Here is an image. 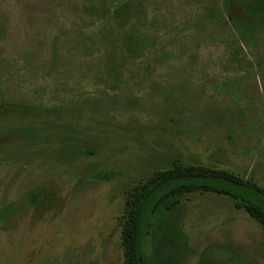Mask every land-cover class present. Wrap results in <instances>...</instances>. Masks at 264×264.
<instances>
[{
	"label": "rangeland",
	"instance_id": "rangeland-1",
	"mask_svg": "<svg viewBox=\"0 0 264 264\" xmlns=\"http://www.w3.org/2000/svg\"><path fill=\"white\" fill-rule=\"evenodd\" d=\"M184 166L264 190V0H0V264H130L140 185ZM179 199L148 257L169 225L171 264H264L238 199Z\"/></svg>",
	"mask_w": 264,
	"mask_h": 264
},
{
	"label": "trees",
	"instance_id": "trees-1",
	"mask_svg": "<svg viewBox=\"0 0 264 264\" xmlns=\"http://www.w3.org/2000/svg\"><path fill=\"white\" fill-rule=\"evenodd\" d=\"M196 191L223 193L238 199L236 206L243 207L260 224L264 244V190L224 170L205 166L174 167L161 170L143 182L132 202L131 226L124 237L130 264H171L176 259V238L169 225L154 245L153 256H147L144 239L151 229L149 219L171 210L179 203V196Z\"/></svg>",
	"mask_w": 264,
	"mask_h": 264
}]
</instances>
